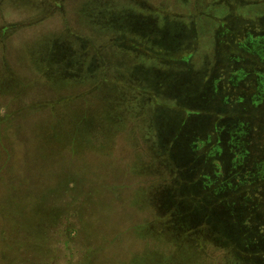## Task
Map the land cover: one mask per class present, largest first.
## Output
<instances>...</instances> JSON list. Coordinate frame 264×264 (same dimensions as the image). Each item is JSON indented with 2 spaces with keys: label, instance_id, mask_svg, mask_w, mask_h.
<instances>
[{
  "label": "rangeland",
  "instance_id": "rangeland-1",
  "mask_svg": "<svg viewBox=\"0 0 264 264\" xmlns=\"http://www.w3.org/2000/svg\"><path fill=\"white\" fill-rule=\"evenodd\" d=\"M235 262L264 264V0H0V264Z\"/></svg>",
  "mask_w": 264,
  "mask_h": 264
},
{
  "label": "trees",
  "instance_id": "trees-1",
  "mask_svg": "<svg viewBox=\"0 0 264 264\" xmlns=\"http://www.w3.org/2000/svg\"><path fill=\"white\" fill-rule=\"evenodd\" d=\"M24 110H25V108H24ZM233 130V129H232ZM236 130H237V128H236ZM242 131H245V130H242ZM247 131H248V127H247ZM247 131H245L246 132V134L248 133ZM246 142V141H245ZM10 156V155H9ZM255 175V174H254ZM239 178V177H238ZM246 178H247V181H249V182H247V183H252V181H250L249 179L250 178H252V176H251V174L250 175H248V172L246 173V175H245V179H242L243 180V182H241L240 181V178H239V181L241 182V183H246V182H244L245 180H246ZM246 199L247 198H244V201H242L240 198H239V200L238 201H235V203H231V205H226V207L224 206L225 204H222V202H220L221 204H220V206L222 207V208H224V210H226L227 212H226V215L227 216H229L228 217V219L226 220V222H225V224L227 225V224H229V226H232V228L234 227L235 229H244V227H245V222L244 223H241L240 221H239V219H241L240 217L238 218V212H237V207L236 206H240L241 208H243L242 207V204H244V203H246ZM246 231H244V233H245ZM233 238L235 237V236H233V235H231ZM245 239H246V241L247 242H249L250 243V241H251V236L250 235H245ZM215 248H221L222 250H223V252L224 251H227V249L226 248H224V247H222V246H220V245H217V244H215ZM235 259H236V257H235ZM234 264H239L238 262H235Z\"/></svg>",
  "mask_w": 264,
  "mask_h": 264
}]
</instances>
